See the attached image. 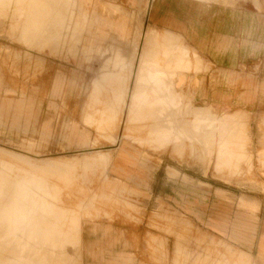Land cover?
<instances>
[{"label": "rangeland", "instance_id": "374dc122", "mask_svg": "<svg viewBox=\"0 0 264 264\" xmlns=\"http://www.w3.org/2000/svg\"><path fill=\"white\" fill-rule=\"evenodd\" d=\"M92 1L84 5L77 0H0V215L8 210L17 189L23 186L27 196L33 197L37 203L36 214L44 210L40 213L41 216L45 214L43 218L46 219L41 226V222L35 224L32 218H28L27 226L35 232L41 229V233H38L39 240L36 233L32 236L27 234V241L32 240L35 245H40H36L38 249L35 247L31 257L28 255L24 259L19 254L11 256L12 250H7L10 247L13 249L18 242L11 234V227L6 225L8 221L0 219V233L3 235L0 237V250L5 243L7 247L4 252L0 251L3 254L2 257L0 255V264H34L36 261L39 264H52L59 252L64 253L66 262L63 264H83L82 232L86 223L122 219L137 225L144 217L153 216L148 215L141 205L145 195L132 190L127 183L110 177L114 150L124 141L132 143L139 156L142 152H158L170 145L185 142L182 153L189 155L193 164L205 163L209 177L220 180L225 185H234L241 192L251 190L255 185L256 190L260 186L259 189L264 192V113L248 114L238 111L223 116L219 113L215 115L211 109H207L205 114L197 112L186 115L189 121L195 116L192 120V131H178L175 123L180 114L171 113V110L180 107L182 99H177L171 87L161 82V78L168 74L167 65L166 70H160L165 74L154 73L156 71L153 70L160 67L155 66L153 69L152 65L140 72V75L146 73V77H140L141 92L135 100L141 109H151L158 102L165 107L167 112H161L154 118L163 121L165 127L172 129L169 140L157 138L156 135L165 132V127L151 130L131 129L134 125L142 126L143 123L137 122L152 118V114L143 116L140 111L128 114L125 126L123 114H101L105 108V96H109V93L96 92V84L101 83L107 87L109 82L105 83L98 78L105 72L121 71V68L115 67L117 61L124 64L122 70L127 74L133 49L129 32L134 31L135 26L140 34L141 28L144 31L149 11L148 8L146 13V8L148 3L150 7L151 0ZM243 2L253 4L251 0H211L206 3L227 7ZM255 2L258 9H261L259 11L264 12V0ZM94 4L95 11L89 12ZM104 6L108 7L105 9L107 11H104ZM119 7L121 11L115 14L114 11ZM117 23L123 25V32L124 27L126 28L125 34L113 29V24ZM149 34L146 37L147 44L151 39L155 42ZM142 37L143 34L139 43ZM171 39L165 38V45L170 43L171 47L164 52L165 62L169 58L177 59L172 64L176 73L177 70H189L191 57L198 59V55ZM175 44L178 45L177 50ZM150 54L145 53L144 57H151ZM178 58L184 59L183 64ZM136 63L137 59L134 61L133 74ZM141 67L140 65L139 69ZM57 73L63 77L65 86L62 95L54 98L52 85ZM161 93L165 96L164 99L161 98L158 102L157 99H151V96L156 97ZM21 100L32 104L30 118L26 112H19L17 107ZM167 101L171 102L170 106ZM52 104L55 106V120L50 126V136L44 138V117ZM256 124L257 129H254ZM200 125L207 128L201 129ZM148 133V139L141 141L147 138ZM179 157L183 158L184 154ZM42 163H55L57 166L56 169L47 171L39 169L38 166ZM257 180L258 184L255 183ZM5 184L10 186L9 193ZM7 198L10 199L7 201L8 207ZM240 207L246 208L242 204ZM56 208L62 210L59 217ZM46 215L53 219L50 221ZM154 216L161 222L164 218L167 219V215ZM77 228L81 231L78 232ZM161 229L167 232L166 228ZM190 233L199 234L200 231L192 228ZM41 234L44 236L41 237ZM45 236H52L56 243ZM186 248L201 250L202 255L199 258H177L176 264H264L254 261L243 251L234 250L225 243L210 240L209 237L200 236L197 242L188 244ZM46 251L48 256L44 253ZM39 255L44 258H34ZM29 258L37 260L31 261Z\"/></svg>", "mask_w": 264, "mask_h": 264}, {"label": "crops", "instance_id": "0c3cea01", "mask_svg": "<svg viewBox=\"0 0 264 264\" xmlns=\"http://www.w3.org/2000/svg\"><path fill=\"white\" fill-rule=\"evenodd\" d=\"M77 1L84 5L93 2ZM208 1L151 0L150 7L148 3L144 31L141 28L140 34L135 26V30L129 32L133 49L127 74L122 70L124 64L117 61L115 67L121 68V71L105 72L98 78L109 82L107 87L96 84V92L109 93V96H105V108L101 114H123L125 126L128 114L136 113L137 109L142 110L144 116L152 114L155 117L167 112L158 102L165 97L162 93L151 96L153 101L157 99L158 102L151 109L139 108L135 100L141 92L140 77H146V73L140 75L145 67L152 65L154 69L158 65L161 69L157 68L154 73L165 74L158 72L166 67L164 52L170 43L165 45V38H172V41L184 45L199 57H191L190 69L177 70V73L175 68L172 69L177 59L169 58L168 74L161 78L162 83L171 87L177 99H182V105L171 110V113L180 114L175 123L178 131L192 129L195 116L189 121L187 114H205L207 109L223 116L238 111L264 113V12L259 11L261 9H258L255 0H251L253 4L243 2L234 5L235 1L234 6L227 7L206 3ZM106 6L104 11H107ZM95 9V4L91 5L89 12L93 13ZM113 29L121 34L126 32V28L123 32V25L119 23L113 24ZM148 34L154 36L155 41L150 45L146 44ZM145 53H151V57H146L147 62L144 63ZM140 65L142 67L139 69ZM64 86L63 77L57 73L52 85V97H60ZM167 103L170 106L171 102ZM18 105L19 112H26L30 118L32 104L21 100ZM154 117L144 121L151 123L137 122L143 125H134L131 129L163 127V121ZM44 118L42 137L48 138L51 123L55 120L53 104ZM200 127L204 130L207 128ZM165 128V132L156 134L157 138H171L172 129ZM254 129H257V124ZM148 137L149 133L141 141ZM184 143L170 145L158 152H142L140 156L134 151L133 144L127 141L114 150L110 177L127 183L129 188L145 195L141 205L148 215L153 216L144 217L137 225L122 219L86 223L82 232L83 264H176L177 258H199L202 255L201 250L186 248L188 244L197 242L200 236L225 243L234 250L249 254L254 261L264 263V192L259 189L260 186L256 190V185L251 190L241 192L234 185H225L209 177L205 163L193 164L189 155L182 153L186 146ZM182 154L184 157H179ZM255 183L258 184L259 180ZM241 204L246 208H241ZM156 214L167 215V219L164 218L162 222L156 220ZM161 228H166L167 232ZM192 228L200 233H190ZM177 246L180 248L177 249Z\"/></svg>", "mask_w": 264, "mask_h": 264}, {"label": "bare ground", "instance_id": "6f19581e", "mask_svg": "<svg viewBox=\"0 0 264 264\" xmlns=\"http://www.w3.org/2000/svg\"><path fill=\"white\" fill-rule=\"evenodd\" d=\"M109 5V4H108ZM147 5V4H146ZM118 7V6H117ZM108 8V7H107ZM116 9V8H115ZM147 9V8H146ZM120 10V7L117 9V10H115L114 12H115V14H116V12H118ZM111 11H112V8H111ZM121 11V10H120ZM147 12V11H146ZM113 14V13H112ZM122 14V13H121ZM146 14V13H145ZM126 15H128V14H126ZM129 17V16H128ZM133 18V17H132ZM135 19V18H134ZM80 24V23H79ZM142 24V23H141ZM85 27V26H84ZM77 28V27H76ZM80 29V28H79ZM78 30V29H77ZM78 32V31H77ZM80 33V32H79ZM78 33V34H79ZM154 35V34H153ZM81 36V35H80ZM152 38L154 37V36H151ZM156 37V36H155ZM154 39V38H153ZM151 41L153 42V40L151 39ZM151 41H150V43L149 44H151ZM174 42V41H173ZM147 44V43H146ZM148 44V45H149ZM173 44V43H172ZM176 45V44H175ZM172 46H174V45H172ZM157 48V47H156ZM171 48V47H170ZM166 51V50H165ZM100 53V52H99ZM166 53V52H165ZM150 54V53H149ZM88 55V54H87ZM144 56V55H143ZM171 56V55H170ZM146 57V56H145ZM148 57H150V56H148ZM157 57V56H156ZM166 58V57H165ZM154 59V58H153ZM152 59V60H153ZM158 59V58H157ZM178 59H180V63H182V62H184V59H182V58H178ZM147 62V61H146ZM156 62V61H155ZM167 62V61H166ZM178 62H179V60H178ZM166 65L168 64V63H165ZM172 64V63H171ZM174 64V63H173ZM183 64V63H182ZM178 65V64H177ZM187 66V65H186ZM157 67V66H156ZM155 67V68H156ZM169 66H167V68H168ZM171 67V66H170ZM181 67V66H180ZM163 68V67H162ZM167 68H165V70L167 69ZM175 68V67H174ZM184 68V67H183ZM187 68V67H186ZM161 69V68H160ZM173 69V68H172ZM175 70V69H174ZM154 71H156L157 72V70H153V72ZM164 71V70H163ZM119 72V71H118ZM158 72H160V70L158 71ZM112 73V72H111ZM149 73V72H148ZM126 74V73H125ZM141 77H143L144 78V76H141ZM111 83H113V82H111ZM125 84V83H124ZM139 84V83H138ZM118 88V87H117ZM126 88V87H125ZM113 90V89H112ZM143 90V89H142ZM147 91V90H146ZM144 102V101H143ZM148 103V102H147ZM132 104V103H131ZM156 104V103H155ZM143 107V106H142ZM134 108H136V107H134ZM133 108V109H134ZM137 109V108H136ZM135 109V110H136ZM135 110H134V112H135ZM140 109H137V111H139ZM146 111V110H145ZM139 113V112H138ZM140 113H141V111H140ZM152 113V112H151ZM173 113V112H172ZM144 116V115H143ZM149 116V115H148ZM154 117V116H153ZM151 121V120H150ZM154 121V120H153ZM184 124V123H183ZM163 127H165V126H163ZM168 128H169V126H168ZM155 129V128H154ZM8 155V154H7ZM3 158V157H2ZM5 158V157H4ZM22 163V162H21ZM27 163V162H26ZM12 165V164H11ZM21 165V164H20ZM56 166H57V164H55V163H42V164H40L38 167H40L39 169H42V170H47V171H52V170H50V169H56ZM4 173V172H3ZM5 181L7 182V179H5ZM9 181V180H8ZM11 182V181H10ZM9 182V183H10ZM8 183V182H7ZM7 187H8V189H6L7 191L10 189L9 187V185H7V184H5ZM12 187H13V185H11ZM12 189V188H11ZM25 190H26V188H23V186L21 187V188H18L17 189V191H16V193H15V195H14V198H13V196H12V198H13V202H12V204H11V206L8 208V210H5V212H3V214H1L0 215V219L1 220H7L8 221V223L6 224L7 225V227H11V234L14 236V239H16L15 241H17L18 242V244H16V246H18V248L15 246V245H13V246H15L13 249H11V247H10V249H7V247L5 246L6 245V243H5V245H4V247H2V249L0 250V251H5V249H7V250H12L11 252L13 253H11L12 255L11 256H13L14 254H17V256H18V254L21 256V258L22 259H24V257L25 256H28V255H30V257H31V253H34V251H35V247H36V245L38 246V245H40V244H36L35 245V241H32V240H29V241H27V234H30L31 236L34 234V233H36V238L39 240V238H38V233L40 234L41 232V229H37V232H35L31 227L29 228L28 226H27V223H28V218H32L33 219V221L35 222V224H36V222H41V226L46 222V219H44L43 218V216H45V214L43 215V216H41L42 214L40 213V212H44V210L43 211H40L39 212V214L37 215L36 213L38 212V206H37V203H36V201L34 200V198L33 197H29V196H27V193L25 192ZM28 191V190H27ZM4 192H6L5 190H4ZM13 192V191H12ZM8 193H9V191H8ZM13 195V194H12ZM7 197L9 196V195H6ZM6 196H4V198H6ZM9 198H11L10 196H9ZM1 201V200H0ZM4 201V200H3ZM2 201V202H3ZM7 201H10V199H8L7 198V200H6V204L8 203L9 204V202H7ZM6 204H4L3 205V207L6 205ZM8 204H7V207H8ZM1 205V204H0ZM1 207H2V205H1ZM0 207V208H1ZM40 208V207H39ZM4 209H5V207H4ZM59 212H58V211ZM60 210L61 209H58V208H56V214L58 215V217H59V215H61V214H59L60 213ZM70 210V209H69ZM54 211V212H55ZM62 211V210H61ZM62 213V212H61ZM55 214V215H56ZM57 215H56V217H57ZM34 216V217H33ZM47 216V215H46ZM47 218L48 219H50L48 216H47ZM62 218V217H61ZM65 218V217H64ZM74 218V217H73ZM31 219V220H32ZM47 219V220H48ZM51 219H53V217L51 218ZM51 219H50V221H51ZM57 220H58V218H56ZM63 219V218H62ZM70 219V218H69ZM30 220V221H31ZM55 220V219H54ZM59 220H60V218H59ZM65 220V219H64ZM64 220H63V222L62 221H60V222H62L63 223V225H64ZM50 221H47V222H50ZM38 222V223H39ZM52 222H53V220H52ZM55 222V221H54ZM56 222H58V221H56ZM70 222V221H69ZM68 222V223H69ZM62 223H61V227H62ZM75 223V222H74ZM77 223V222H76ZM47 224V223H46ZM49 224H51V223H49ZM53 224V223H52ZM67 224V223H66ZM59 225V224H58ZM67 226V225H66ZM33 227V226H32ZM60 227V228H61ZM71 227V226H70ZM34 228V227H33ZM63 228V227H62ZM78 228H80V227H78ZM78 228L76 229V230H78ZM53 229V228H52ZM56 229V228H55ZM6 230V229H5ZM47 230H50V229H47ZM58 230V229H57ZM62 231L64 230V229H61ZM60 230V231H61ZM80 230V229H79ZM79 230H78V232H79ZM65 231V230H64ZM67 231V230H66ZM81 231V230H80ZM49 232V231H48ZM55 232V231H54ZM68 232H70V230H68ZM78 232H77V234H78ZM53 233V232H52ZM56 233V232H55ZM44 234V233H43ZM48 234V233H47ZM81 234V233H80ZM2 234L0 233V237H3V235L1 236ZM27 235V236H26ZM35 235V234H34ZM46 235V234H45ZM50 235H52L51 234V231H50ZM49 235V236H50ZM59 235H62V233L60 234L59 233ZM59 235H58V237H59ZM41 237H43L42 236V234L40 235ZM48 236V237H49ZM80 236V235H79ZM78 236V237H79ZM47 236H45V238H46ZM48 237L46 238V239H48ZM52 237V236H51ZM51 237H49L50 239H52L53 240V238H51ZM66 237V236H65ZM72 237V236H71ZM45 238H44V240H45ZM55 238V237H54ZM63 238V237H62ZM57 239V238H56ZM64 239V238H63ZM42 240H43V238H42ZM41 240V241H42ZM61 240V239H60ZM49 241V240H48ZM70 241V240H69ZM10 242V241H9ZM51 242H53L54 243V240L53 241H51ZM58 242V241H57ZM40 243V242H39ZM49 243V242H48ZM55 243H56V240H55ZM54 243V244H55ZM60 243V242H59ZM51 244V243H50ZM50 244H49V246H50ZM1 245V244H0ZM62 245V244H61ZM22 246V247H21ZM58 246V245H57ZM66 246V245H65ZM19 247H21L20 249H19ZM40 247V246H39ZM17 248V249H16ZM37 248V247H36ZM61 248V247H60ZM38 249V248H37ZM36 249V250H37ZM41 248H39V250H40ZM46 249V248H45ZM44 249V250H45ZM59 249V248H58ZM57 249V250H58ZM39 250H37V251H39ZM47 250V249H46ZM3 251V252H4ZM48 251H50V249L48 250ZM65 251H67V250H65ZM7 252V251H6ZM5 252V253H6ZM8 252H10V251H8ZM38 253V252H37ZM44 253H46L47 254V251L46 252H44ZM73 253V252H72ZM26 254V255H25ZM46 254H43V255H46ZM64 254V253H63ZM63 254L61 253V252H59L58 254H56V261H54V262H51L52 264H63V263H65L66 262V260H64V258H63ZM1 255V257L3 256V254H0ZM36 255V254H35ZM42 255V256H43ZM49 254H47V256H48ZM65 255H67L68 256V254L66 253ZM64 255V256H65ZM71 255V254H70ZM6 256H8V255H6ZM34 256V255H33ZM32 256V257H33ZM15 257V256H14ZM13 257V258H14ZM39 257H40V255H39ZM38 256L36 257H34V258H38V260H40L41 258H44V257H40L39 258ZM3 258H5V255H4V257ZM18 258V257H17ZM32 259L33 261H35V260H37V259ZM50 258V257H49ZM48 258V262H50V260H51V258L49 259ZM15 259V258H14ZM27 259V258H26ZM25 259V260H26ZM46 259V258H45ZM77 259H79V257H77ZM0 260H2L1 258H0ZM6 260V259H5ZM28 260H31L30 258L28 259ZM31 260V261H32ZM68 260V259H67ZM7 261V260H6ZM5 261V262H6ZM45 261V260H44ZM41 262H43V261H41ZM47 262V261H46ZM0 263H1V261H0ZM34 264H36L37 263V261H36V263L35 262H33ZM70 263V262H69ZM77 263V262H76ZM75 263V264H76ZM80 263V262H79ZM37 264H39V261H38V263ZM41 264H44V263H41ZM50 264V263H49ZM72 264V263H71Z\"/></svg>", "mask_w": 264, "mask_h": 264}]
</instances>
